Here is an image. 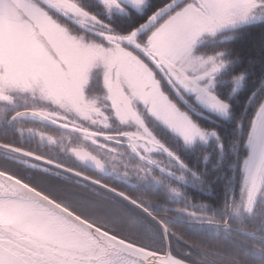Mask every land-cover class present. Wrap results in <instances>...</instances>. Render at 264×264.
Listing matches in <instances>:
<instances>
[{
	"label": "rangeland",
	"instance_id": "1",
	"mask_svg": "<svg viewBox=\"0 0 264 264\" xmlns=\"http://www.w3.org/2000/svg\"><path fill=\"white\" fill-rule=\"evenodd\" d=\"M92 1L94 0H80L85 7L92 9L102 17L105 24L111 26L113 33H120L116 29L117 25L116 28L112 25V21L114 23L117 22L116 24L119 27L121 21L115 15L127 14L129 13V8L123 12L115 9L108 11L104 7L102 0H98L101 6ZM218 2L224 3V0H218ZM125 3H127V0H125ZM147 4L148 0H145L142 8L130 5L128 7L142 12ZM35 11L39 18L40 30L48 36L47 38L55 49L61 46V40L67 43L72 54L83 51V46H93L89 49L91 51L107 50L109 47L98 36V34L108 31L105 25L93 23L83 17H56L55 20H52L51 17L41 15L40 10ZM215 14L224 15L225 9L218 8ZM236 28H225L215 34H202L195 46V50L197 51V47L202 43L214 41L219 34ZM32 32L34 33V29H32ZM49 33H51V37ZM231 37L232 35H229L222 37V39H229ZM110 44L112 47L115 46L114 42H110ZM120 46L123 48L124 42H121ZM125 52H129V50L126 49ZM132 61L133 64H131ZM191 63V59L185 61L186 65ZM117 65L118 67H116L115 71L110 72L105 68L102 73L97 72L96 76H92V72L104 68L103 64L97 62L86 72H82L75 80L57 78L50 71L49 65L37 54L35 48L28 40L16 38L10 40L6 45L4 34L0 31V98H3L5 101L0 102V126L2 124L12 125L18 132L22 143L28 139L39 142L42 147L46 146L42 148V153L47 154L61 164L72 165L76 168H84L85 170L93 168L102 176L111 175L128 184L147 185L151 183L152 185H158L161 190L167 191L169 194L168 197L171 205L167 206V208L173 209L172 213H170L172 218L191 224L193 225L192 227L199 231L206 230L217 235L221 229L209 224L208 221L215 222L218 219L217 216L228 215L229 208L231 207L233 212H231V216L234 223L235 220L249 219L252 212L259 213L260 219L264 214V188L256 196L255 199L257 197L259 199L254 202V206L251 210H248L246 207L247 190L245 185L247 181L248 186L252 187L256 169L263 152L258 148L256 154L252 155L249 144V140L252 139V133L249 129V136L247 141H245L247 150L239 160L238 152L242 137L244 136V124L243 127L241 126L240 140L238 139L237 142L239 147L236 150L237 161L235 162L233 171V177L235 175L234 203L230 204L232 194L231 184L226 198L227 203H224L223 207L219 208L202 201L195 202L193 197H190L185 192L183 186H189L201 193L203 191L209 193L210 190L205 186L204 177L189 166L187 168L181 167L168 154L161 152L157 148L147 149L145 146L135 142V148L150 160L149 162H142L135 158L126 145L120 142L106 141L57 127H55L57 130L54 131L46 126L49 123L45 122L44 119L37 116L34 117L31 114L21 115L16 119L12 118L14 114L24 113L27 110L43 111L46 116L53 119L107 135L124 134L131 138L141 137L154 142L152 133H155V138L162 139L158 133L159 130L162 131V135L170 134L172 136L171 140L174 139L176 141V143L171 144L173 147H176L178 144L192 151L196 147H206L212 144L211 147L213 149L220 148L222 150V140L216 130L202 127L194 116L205 118L208 121H212L215 117L229 121L231 120V110L227 115L220 114L199 102L194 94L186 92L183 95H177L172 90L181 103L173 99L172 101L175 104L181 105V107L187 108L191 113V120L209 132L207 140H201L197 137L193 144L186 145L182 138L183 130L175 127L173 123L162 121L152 111L151 99L159 100L161 92H163L165 97L169 95L163 89H160V77L157 78L155 74H150L151 69L139 58L132 55H125L119 58ZM162 76L171 88L168 83V76L163 74ZM261 88H259L258 92ZM235 93H232L230 89L228 94L233 96ZM149 94H151L150 100L146 102L144 96ZM262 99H264V95L260 96V98L258 97L256 102L258 103ZM9 100L11 102H6ZM185 101H187V104H185ZM170 107H172L171 104ZM173 111L177 110L173 107ZM246 113L244 111L245 115ZM145 121H147L146 124L144 123ZM158 124L163 130L158 128ZM146 127L150 128L151 131H145ZM169 129L175 131L181 137L174 136ZM118 140L122 141L121 139ZM125 141L128 144L133 142L130 140ZM221 156L223 157V152ZM208 159L209 155H206L204 164ZM101 163L103 167H100ZM180 177H184V179ZM173 188L179 189L180 194L173 192ZM254 219L259 221L255 217ZM257 229L251 230L253 233L241 234L240 236L250 244H258L261 241L254 239L252 234H258L263 237L264 235H261ZM127 230L133 231L134 229L128 228ZM145 234L148 236L147 233ZM257 248L245 247L244 251L251 252L258 257H264V253L258 251ZM203 250L206 251L205 249ZM213 255L219 256V253H214ZM194 258L198 261L197 257ZM201 258L203 259V257Z\"/></svg>",
	"mask_w": 264,
	"mask_h": 264
},
{
	"label": "snow or ice",
	"instance_id": "2",
	"mask_svg": "<svg viewBox=\"0 0 264 264\" xmlns=\"http://www.w3.org/2000/svg\"><path fill=\"white\" fill-rule=\"evenodd\" d=\"M102 3L108 11L115 9L123 12L128 10L129 5L142 8L145 0H127V3L125 0H102ZM218 8L225 9V14L216 15L215 11ZM35 10H40L41 15L51 17L52 20L56 17H83L93 23L105 25L108 31L98 36L109 47L107 50L91 51L89 49L93 46H83V51L72 54L67 43L61 40V46L58 49L46 48L47 42L43 35H37L40 28ZM260 21H264V0H224V3H219L218 0H165V3L158 6L141 24L127 32L113 33L111 26L106 25L102 17L85 7L80 0H0V31L4 34L5 44L16 38L28 40L57 78L75 80L97 62L103 64L104 68L92 72V76H96L97 72L102 73L105 68L112 72L118 67L119 58L132 55L151 69L150 74H155L157 78L162 74L167 75L168 83L177 95H183L186 92L194 94L199 102L223 115L229 114L231 105L228 99L220 95L217 84L231 82V92L235 93L245 85L249 77H253L260 81L261 87H264V27H261V43L255 54L234 57L229 49H218L213 53L202 55L197 54L195 46L204 33L215 34L225 28L249 26L259 24ZM33 28L36 29L35 33L32 32ZM49 36L51 37V33ZM110 42H114L115 46L112 47ZM120 42H124L123 48ZM126 49L129 52L126 53ZM189 59L192 63L186 65L185 61ZM163 86L164 82L161 81L159 84L161 90ZM150 95L144 96L146 102L150 100ZM0 102L5 101L0 98ZM151 103L153 113H156L162 121L173 123L175 127L183 130L182 138L186 145L193 144L197 137L207 140L209 132L192 121L188 109L175 104L170 94L165 97L161 92V98L151 99ZM173 107L177 111H173ZM30 114L31 112L16 113L12 118ZM144 123L146 124L147 121ZM250 124L252 139L249 140V144L254 156L258 148L264 152V99L257 103ZM145 131L151 130L146 127ZM169 131L174 136L181 137L175 131L171 129ZM152 135L154 143L160 145L161 150H166L169 157L181 167H188L171 144L155 138V133ZM4 147H7L9 151L24 152L22 149L15 148L14 145ZM29 155L33 159H42L44 163H49L42 157ZM100 167H103L102 163ZM180 178L184 179V177ZM0 181H5V177L0 176ZM5 182L10 183V181ZM93 183L99 184L105 192L122 197L151 214L150 209L143 202L127 193L104 185L100 181L93 180ZM245 187L246 207L251 210L259 194L258 187L256 185L249 187L247 181ZM259 187L264 188V185ZM172 191L180 194L179 189L173 188ZM35 192L37 198L46 196L38 187H35ZM97 194L100 195V193ZM60 207L66 212L70 211L78 223L89 226L93 231H102L98 225L92 224L86 216L75 209H70L68 205H60ZM158 223L167 235L170 231L167 222L159 219ZM0 236L8 238L0 242V264H30L11 242L15 240L11 226H0ZM137 247L143 246L137 245ZM145 251L152 254L156 264H185L182 260L175 258L170 251L164 252L160 249ZM52 264H69V261L57 260Z\"/></svg>",
	"mask_w": 264,
	"mask_h": 264
},
{
	"label": "trees",
	"instance_id": "3",
	"mask_svg": "<svg viewBox=\"0 0 264 264\" xmlns=\"http://www.w3.org/2000/svg\"><path fill=\"white\" fill-rule=\"evenodd\" d=\"M92 2H96L98 6H101L98 0ZM163 3H165V0H148V4L142 12L128 7L129 13L115 15L121 21L120 26L118 27L117 22L114 23L113 21L112 25L115 28L117 25L116 29L120 33L127 32L141 24ZM261 27H264V21H260L259 24L240 26L234 30L223 32L217 36L216 40L199 45L197 47V53L207 55L218 49H229L234 57L255 54L261 43ZM229 35H232V37L222 39V37ZM159 77L164 82L163 90L170 94L173 100L179 102L173 94L172 89L167 85V81L162 75ZM231 87V82H222L217 85L218 90H220V95L228 99L231 105V120L227 121L215 117L212 121H208L205 118L194 116L202 127L216 130L222 140V150L220 148L213 149L211 147L212 144L206 147H196L192 151L178 144L174 147L184 162L192 170L204 177L205 186L211 191L209 193L204 191V193H201L189 186H183L185 192L190 197H193L195 202L202 201L219 208L223 207L224 203H227L226 198L229 193V188L231 184L233 185L237 142L241 129L244 124V136L242 137L238 152L239 160L247 150L245 141H247L251 130L250 119L257 104L256 99L264 95V87H262L251 102L244 116V111L250 96L255 90L261 87L260 81L249 77L245 85L233 96L228 94ZM30 123L25 124L29 125ZM46 126L51 130H57L53 126ZM159 126L158 124V128H161ZM161 130L163 129L161 128ZM158 133L169 144L176 143L173 138L171 140L172 136L170 134L162 135V131L159 130ZM169 136L170 138L168 140ZM0 142L15 144L37 154H42V148L46 147H42L39 142L28 139L22 143L16 129L9 124H2L0 126ZM222 152L223 157L221 156ZM206 155H209V159L204 164ZM27 161L28 159L23 156L0 150V169L17 175L30 185L38 187L55 200L61 203L63 202L70 209H75L86 216L88 220L117 236L150 249L166 250V240L161 225L153 217L142 212L125 199L107 193L103 188L66 172H59L58 170L57 173L55 172L56 170L50 172L37 166H31ZM85 173L143 202L152 214L166 221L170 228L168 233L171 250L177 258L190 264H264V257H258L251 252L244 251L245 247H258V251L264 253V242L250 244L241 238L226 236V231L214 235L206 230L199 231L192 227L193 225L191 224L172 218L170 213H172L173 209L167 208V206L171 205L168 197L169 194L167 191L161 190L158 185H152L151 183L147 185L128 184L111 175L102 176L94 169H86ZM97 193H100V195ZM227 217L228 215H219L217 216V221L220 219L225 221ZM248 221L249 219L245 218L239 219L238 221L235 220V223L237 226L245 228L248 226ZM236 224H234L231 216L229 225L236 227ZM128 228L134 230L129 231L127 230ZM151 229L152 231H150ZM253 229L256 228L254 227ZM214 253H219V256L213 255ZM194 257H197L198 261Z\"/></svg>",
	"mask_w": 264,
	"mask_h": 264
},
{
	"label": "water",
	"instance_id": "4",
	"mask_svg": "<svg viewBox=\"0 0 264 264\" xmlns=\"http://www.w3.org/2000/svg\"><path fill=\"white\" fill-rule=\"evenodd\" d=\"M37 35H43L41 30ZM43 37L47 42L46 48L53 49L46 37L44 35ZM258 90L254 92L255 95ZM255 95L252 94L250 97L245 113ZM32 114L66 130L108 138L105 134L57 122L42 113L32 112ZM127 139L131 140V137ZM0 145H3L0 146V150L9 151L4 147L8 145L3 143ZM10 152L31 158L27 152ZM49 164L56 165L52 162ZM68 171L76 173L73 170ZM0 176L5 177V181H10V183L0 181V226H11L15 236V240L11 242L30 264H52L53 261L64 259L69 261V264L73 262L74 264H150V262L156 264L152 254L145 251L149 248L137 247V244L130 243L101 227L102 231H93L89 226L78 223L70 211L66 212L60 207L62 204H57V201L48 195L37 198L35 188L20 178L2 170ZM255 185L259 192L262 189L259 186L264 185V152L256 172ZM7 239L0 236V242ZM168 251L169 248L166 252ZM185 264L190 263L185 262Z\"/></svg>",
	"mask_w": 264,
	"mask_h": 264
},
{
	"label": "flooded vegetation",
	"instance_id": "5",
	"mask_svg": "<svg viewBox=\"0 0 264 264\" xmlns=\"http://www.w3.org/2000/svg\"><path fill=\"white\" fill-rule=\"evenodd\" d=\"M40 27V26H39ZM41 29V28H40ZM43 32V31H42ZM44 33V32H43ZM45 36H46V38L48 37L46 34H45ZM48 39V38H47ZM49 40V39H48ZM49 42L51 43V41L49 40ZM51 45H52V47H53V44L51 43ZM46 47V46H45ZM53 49H55L54 47H53ZM131 64H133V61L131 62ZM116 138V137H115ZM112 139V141H116V142H120V143H122V144H124L125 145V140L126 139H124V138H120V137H117V139ZM118 139H121L122 141H120V140H118ZM135 142L136 143H138V144H141V145H143L144 146V142L143 141H136L135 140ZM135 142H134V144H135ZM141 142V143H140ZM148 145H150V144H148ZM150 148H156V146H153V144L150 146ZM254 180H255V176H254V179H253V182H252V185L251 186H253L254 185ZM259 199V197L257 198V199H255V201H257ZM254 201V202H255ZM253 211H254V209H253ZM255 212H252V215H250L249 216V221H248V226L247 227H245V229H250V230H252V228H258L257 229V231L258 232H260L261 233V235H264V214H263V216L259 219V213H255ZM163 214H165V213H163ZM254 217L255 218H257V219H259V221H257L256 219H254ZM245 219V218H244ZM225 221H217V223H219V226H217V227H219L221 230H220V232H223L224 230L226 231V235L227 236H229L230 235V237H234V238H241V239H243L240 235H241V233H240V231H238V229H234V231H232L231 230V228L230 227H227V226H224V223ZM258 222H259V224H258ZM234 224H236V223H234ZM258 224V226H256ZM236 227H239V226H237V224L235 225ZM254 230V229H253ZM263 232V233H262ZM258 235V234H257ZM259 237L260 238H264L263 236H260L259 235ZM243 240H245V239H243ZM259 240H261V239H259ZM246 242H248L247 240H245Z\"/></svg>",
	"mask_w": 264,
	"mask_h": 264
}]
</instances>
